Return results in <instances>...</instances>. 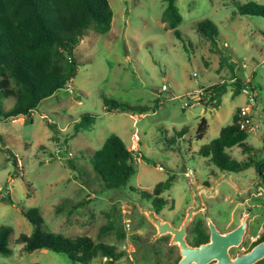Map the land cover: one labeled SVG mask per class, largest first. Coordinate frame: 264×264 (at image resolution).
Wrapping results in <instances>:
<instances>
[{
    "label": "rangeland",
    "instance_id": "rangeland-1",
    "mask_svg": "<svg viewBox=\"0 0 264 264\" xmlns=\"http://www.w3.org/2000/svg\"><path fill=\"white\" fill-rule=\"evenodd\" d=\"M249 1L264 4V0H177L183 16L178 26L183 38H179L162 21L164 0H109L114 14L111 30L106 34L89 30L84 36L75 50L79 65L70 86L44 99L23 120H0V224L14 230L9 241L13 252L0 253V264H82L47 248L23 252L16 239L34 229L22 213V208L31 207L40 209L49 231L66 237L89 235L126 251L113 263L98 257L91 264H174L180 248L172 243L171 233H158L149 215L152 198L143 197L169 176L174 181L164 192L169 201L164 219L176 226L183 222L187 207L195 203L197 181L210 188L202 187L205 207L190 222V229L200 223L207 226L208 216L225 231L244 219L243 250L263 235L264 178L258 165L224 172L199 153L247 106L256 126L248 141L257 152H245L240 146L228 151L241 161L253 155L257 163L264 161V18L231 19L237 5ZM204 19L218 25L220 51L198 33L197 24ZM238 79L247 83L234 96ZM224 82L228 91L218 107L200 102L205 88ZM105 96L151 105L159 99V104L146 114L108 112ZM14 103L12 98L4 100L6 108ZM86 112L96 117L93 127L67 138L73 134V121ZM43 114L66 127L65 132L55 133ZM203 117L208 129L199 139ZM183 127L188 129L183 138L170 143L168 138ZM135 132L139 140L134 139ZM113 133L131 147L137 171L126 186L103 189L90 156ZM59 142L73 152L72 157L56 154ZM112 223V229L101 232L102 226ZM120 232L126 233L124 238Z\"/></svg>",
    "mask_w": 264,
    "mask_h": 264
},
{
    "label": "trees",
    "instance_id": "trees-1",
    "mask_svg": "<svg viewBox=\"0 0 264 264\" xmlns=\"http://www.w3.org/2000/svg\"><path fill=\"white\" fill-rule=\"evenodd\" d=\"M165 9L162 21L165 27L174 30L179 38H183L178 29L183 20L177 5V0H164ZM113 10L109 0H0V120L21 115L28 116L39 108L40 103L55 94L59 89L68 87L75 77L79 61L75 50L89 30L99 34H106L111 30ZM241 16H261L264 18V4L249 1L237 5V10L231 14V19ZM197 31L208 39L216 50L218 44V25L211 19L198 22ZM234 96L244 90L246 81L238 79ZM228 83H216L204 89L200 102L212 107L221 104L222 95L228 91ZM12 98L15 103L6 108L4 100ZM104 104L108 112H128L146 114L154 110L155 104L131 103L127 101L104 97ZM236 112L233 122L221 129L220 135L211 143L199 149L200 155L210 157L212 162L224 172L238 173L253 164L258 165L259 174L264 178V161L257 163L255 156L246 161L233 157L228 149L240 146L245 152H257L248 141L249 133L240 126V115ZM96 122V117L90 113H83L80 119L73 121V134L89 130ZM52 125L55 133L60 132L56 123ZM208 129V121L203 117L198 124L197 138L202 139ZM188 131L183 127L175 132L170 143L176 138H183ZM56 138V136H53ZM145 159V157H144ZM90 162L100 180L103 189H117L126 186L130 178L136 173V155L122 138L113 133L101 148L93 150ZM73 165V162H71ZM174 178L169 176L159 182L154 191L172 186ZM149 193V192H148ZM150 196V193H149ZM7 200L13 201L10 196ZM160 204L162 198L156 199ZM84 204L80 201L78 206ZM24 216L32 223L34 229L31 234L22 233L16 239L23 244V252L32 253L38 249H51L64 252L74 263L91 264L98 257H106L110 262L122 258L126 251H118L116 246L104 241L96 242L89 235L66 237L61 233H54L45 229V221L39 208H22ZM113 223L101 227V232L112 229ZM13 227L0 224V253L11 255L13 250L9 246ZM125 232H120L124 238ZM27 264H38L36 262ZM256 264H264V259Z\"/></svg>",
    "mask_w": 264,
    "mask_h": 264
},
{
    "label": "water",
    "instance_id": "water-1",
    "mask_svg": "<svg viewBox=\"0 0 264 264\" xmlns=\"http://www.w3.org/2000/svg\"><path fill=\"white\" fill-rule=\"evenodd\" d=\"M201 96L199 97V100ZM202 187H198L197 181L193 182L195 203L188 209V215L180 228L172 226L169 222L163 221L154 211L149 215L158 228L159 234L172 233L173 243H179L182 248L183 257L180 264H207L216 260L215 264H255L264 258V240L255 245L250 251L239 254L235 259H231L228 249L231 245L240 243L247 226L243 219L242 223L233 231L221 234L216 225L210 220L212 230V241L199 247L189 246L185 239L186 226L191 221L193 215L203 209L205 204L201 195Z\"/></svg>",
    "mask_w": 264,
    "mask_h": 264
},
{
    "label": "flooded vegetation",
    "instance_id": "flooded-vegetation-1",
    "mask_svg": "<svg viewBox=\"0 0 264 264\" xmlns=\"http://www.w3.org/2000/svg\"><path fill=\"white\" fill-rule=\"evenodd\" d=\"M207 184V183H206ZM198 187H207V188H210L209 186H207V185H205V184H202L201 186H199L198 185ZM170 188H172V186L171 187H169V188H166V189H164V190H161V191H159L158 193H156L154 190L152 191V193L150 192V191H145V193L143 194V197L144 198H152L150 201H151V203H152V205H151V209L158 215V216H160L162 219H163V221H166V222H169L172 226H174V227H176V228H180L182 225H183V223H184V221L186 220V218H187V215H188V209H189V207L190 206H188L187 208L188 209H186V214H185V218H184V220H183V222L181 223V224H179L178 226H176L175 225V223L174 222H172L171 220H168V219H164L163 218V212H164V209L167 207V206H169V201L167 200L168 198H167V196L166 195H164V192H169V190H170ZM155 189V188H154ZM150 193V196H149V193ZM201 192H202V190H201ZM202 195V194H201ZM158 198H162V201H163V203L162 204H160V202H161V199L159 200V201H156V199H158ZM202 210V209H201ZM201 210H199V211H201ZM199 211H197L194 215H193V217H192V219H191V221L195 218V216H196V214H198V212ZM212 221L215 225H216V228L220 231V233L221 234H225V233H227V232H231V231H233V230H235L240 224H238V225H236L234 228H232V229H230V230H222V228L218 225V221H217V219L215 220H213V218L212 217H210V216H208V218H207V223H208V225L206 226V225H203V223H200V224H198V225H196L193 229H190L188 226H189V224H190V222L187 224V226H186V233H185V239H186V242L188 243V245L189 246H192V247H199V246H201V245H203V244H206V243H209V242H211L212 241V230H211V227H210V223H209V221ZM158 229V228H157ZM246 230H247V226H246V229H245V233L243 234V236H242V239H241V241H240V243L239 244H237V245H231L230 247H229V249H228V252H229V255H230V257H231V259H235L239 254H244V253H247L248 251H250L255 245H257L258 243H260L261 241H263L264 240V233H262L263 235L261 236V237H259V239H257L256 241H254L252 244H251V246L249 247V248H247V249H241V246L243 245V243H244V240H245V234H246ZM264 232V231H263ZM172 234V233H171ZM172 243H173V234H172ZM174 244H176V245H178L179 246V248H180V252H181V256H180V258H178V260H177V262H175L174 264H180V261H181V259H182V257H183V254H182V248L180 247V244L179 243H174ZM240 248V249H239ZM243 248H245L244 246H243ZM264 259V258H263ZM262 260V259H261ZM260 261V260H259ZM216 263V260H213V261H211V262H209V263H207V264H215ZM192 264H197L196 262H193ZM256 264V263H255Z\"/></svg>",
    "mask_w": 264,
    "mask_h": 264
},
{
    "label": "built area",
    "instance_id": "built-area-1",
    "mask_svg": "<svg viewBox=\"0 0 264 264\" xmlns=\"http://www.w3.org/2000/svg\"><path fill=\"white\" fill-rule=\"evenodd\" d=\"M69 85V84H68ZM70 86V85H69ZM163 90H166L167 89V86L164 85L162 87ZM36 110V109H35ZM35 110H33L31 113H33ZM239 115H240V126L242 129H244L245 131H247L248 133L249 132H254L255 129H256V126L254 125L252 119H251V116H250V107H242L240 109V112H239ZM26 116L25 115H21V116H17V117H13L12 118V121L16 122L18 120H23V118H25ZM43 117L47 120V122L49 123H53V120L48 117L46 114H43ZM134 139L135 140H139L140 139V135L138 132H135L134 133ZM56 154L59 156V157H64V156H67V157H72L73 156V152L71 150H68L62 143H57V147H56Z\"/></svg>",
    "mask_w": 264,
    "mask_h": 264
},
{
    "label": "crops",
    "instance_id": "crops-1",
    "mask_svg": "<svg viewBox=\"0 0 264 264\" xmlns=\"http://www.w3.org/2000/svg\"><path fill=\"white\" fill-rule=\"evenodd\" d=\"M38 109V108H37ZM21 120V119H20ZM20 120H18V121H20ZM57 126H58V128H60V130L62 131V132H65V130H66V127L64 128V127H60L58 124H57ZM129 149H131V147H129Z\"/></svg>",
    "mask_w": 264,
    "mask_h": 264
}]
</instances>
